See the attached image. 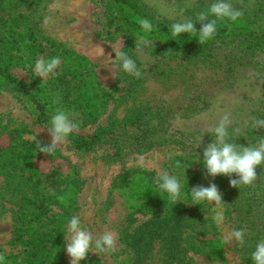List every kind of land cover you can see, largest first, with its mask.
<instances>
[{"label":"trees","instance_id":"16d2710c","mask_svg":"<svg viewBox=\"0 0 264 264\" xmlns=\"http://www.w3.org/2000/svg\"><path fill=\"white\" fill-rule=\"evenodd\" d=\"M102 1L101 33L96 31L95 36L108 43L121 39L119 51L134 59L142 72L137 79L115 61L109 91L98 81L91 61L41 32L28 13L39 0H0V91L20 101L32 123L48 129L52 117L64 111L77 129L85 128L107 114L110 104L129 103L121 121L107 114L91 134L73 131L66 142L77 154L91 152L104 142L110 148L107 156L115 159L170 146L204 166L203 151L215 140L208 128L214 126L216 110L225 104L236 109L234 101L248 95L245 111L240 112L250 115V122L264 119V61L258 58L264 52V0H253L251 7L230 0L242 17L236 22L218 21L217 35L202 45L197 34L172 37L169 26L191 19L199 32L202 25L195 22L196 16L215 0L177 1L174 9L171 6L177 19L160 16L143 0ZM138 17L153 25L147 34L151 43L141 51L135 50L137 35H145ZM41 57H59L55 75L37 78L34 65ZM15 68L25 72L28 83L13 75ZM226 98H232L233 105L223 103ZM233 119L229 138L238 146L247 147L264 137V127L254 130L249 123L237 129ZM28 134L24 126L0 118V196L5 198L0 200V210L8 199L18 203L7 242L18 249L4 252L0 247V254L6 257L4 264H61L62 237L80 189L78 170L66 161L63 169L53 164L62 156L57 151L49 156L39 153L38 141L46 143L26 138ZM38 161L46 162V169L39 168ZM170 164L171 173L181 182V199L175 206L159 191L155 176L143 169L122 170L110 184L103 206L108 209L118 202L120 241L132 253L129 264H190L196 255L224 264L221 244L205 218L206 203L191 204L190 190L207 186L190 170L186 157ZM256 172L257 180L250 187H231L235 174L213 178L227 220L234 230L245 231V243L234 245L237 264H254L251 254L264 240V164ZM80 264L110 263L88 254Z\"/></svg>","mask_w":264,"mask_h":264},{"label":"rangeland","instance_id":"374dc122","mask_svg":"<svg viewBox=\"0 0 264 264\" xmlns=\"http://www.w3.org/2000/svg\"><path fill=\"white\" fill-rule=\"evenodd\" d=\"M147 5L151 6L160 16L164 18H178L174 17L177 11L174 10V5H177V1L180 0H143ZM234 2H241L244 6L251 7L253 0H232ZM102 0H39L38 6L28 11L29 14L35 19L37 26L41 32L61 42L65 47H68L85 56L95 66L96 77L105 91L110 90L111 81L113 78V72L115 69V50H119L122 40L116 39L113 43L104 42L99 40L95 36V32L101 33V25L103 21L102 15ZM171 6L173 9H171ZM167 11V15L161 13ZM48 18L49 23L45 26L44 21ZM261 61H264V52L258 55ZM13 75H15L21 81L28 83V79L25 72L21 69H12ZM39 79H44L37 76ZM248 95L245 99H236L234 101V108L228 104H225L224 109L216 110L213 113L211 123L215 126L221 116L226 112L231 114V121L233 124L235 116L237 129L242 128L250 123L251 116L246 115L244 110V102H248ZM224 100V101H223ZM223 103L227 102L233 105L231 99H223ZM130 106L129 103H123L117 107H112V104L107 107V114H110V118L115 122L121 121L125 115L126 110ZM240 106V107H238ZM231 109V110H229ZM240 109L243 111L240 112ZM234 113V114H232ZM107 114L102 115L93 125L85 128H79L74 130L75 133L80 135H89L95 128L102 126L106 121ZM0 118L3 121L10 120L13 125L24 126L29 134L26 138H36L43 141L46 144L51 143V137L47 129L38 126L31 121V117L28 114L25 106L14 97H12L6 91H0ZM61 156L62 160L55 161L53 164L60 166L63 169L66 162L73 164L79 174L80 189L75 197L74 210L71 217L78 215L81 218L82 227L91 231L94 237L102 235L105 231L112 232L116 237V251L110 253H96L90 251V255H98L107 259L110 264H129L132 261V253L124 247L120 241L119 224L120 210L118 202H113V205L108 209L103 206L104 201L107 198L110 184L114 177L122 170L143 169L154 176L157 172H168L173 175L172 165L170 162L177 157H186L189 162L190 170L196 173L197 179L203 182L206 186L212 184L213 177L207 175V170L204 166L200 165L198 161L187 158V156L180 150L170 147L162 146L151 149L145 153H128L119 158H113L107 156L110 153V148L106 143L102 142L101 145L95 148L93 151L85 154H77L71 148V146L65 142L62 146L56 150ZM141 161L143 162L141 164ZM39 168L46 169L47 163L44 161H38L36 163ZM0 177V183H1ZM219 189V188H218ZM220 191V189H219ZM221 193V191H220ZM222 194V193H221ZM0 200L3 201L0 196ZM223 200V198H222ZM3 209L0 210V247L4 252H15L17 246L9 247L7 242L11 238L12 229L14 226V217L18 203L15 199H8L2 203ZM215 206V202L213 205ZM225 221L223 227L227 230H234L233 226L229 223L224 212ZM212 208L206 203L205 218L208 223L213 227L215 237L219 240L221 248L224 253V264H237L234 245L235 241L230 245H224L222 243V231L218 228L212 220ZM67 235V229L65 230L62 240V262L61 264H69L70 257L67 255L65 244V236ZM154 264V262H152ZM190 264H222L218 261L208 260L203 255H196L192 257Z\"/></svg>","mask_w":264,"mask_h":264},{"label":"clouds","instance_id":"9594fccd","mask_svg":"<svg viewBox=\"0 0 264 264\" xmlns=\"http://www.w3.org/2000/svg\"><path fill=\"white\" fill-rule=\"evenodd\" d=\"M162 15H167L164 11ZM182 15V13H180ZM243 15L242 11L236 9L230 0H215L206 10L201 11L196 16V21L200 22L202 27L197 32L194 22L191 19L177 20L169 28L172 37H180L183 33L197 34L200 45L205 44L217 35L218 21L236 22ZM210 17H213L210 19ZM207 21V22H206ZM145 35H137L135 40V50L141 51L143 47L150 45L147 34L153 31L152 23L146 18H137L136 21ZM206 22V23H205ZM49 23L45 19V26ZM115 52V61H117L125 73L137 79L141 78L142 72L137 67L136 61L129 57L127 53L113 49ZM59 57L50 59L38 58L35 61L34 72L36 76L47 78L49 75H55L56 69L60 66ZM231 114L225 113L215 126L209 127L208 132L214 134L215 140L208 144L203 151V164L207 170V175L215 178L223 175L231 177L236 175V179H230V186L233 188L250 187L257 180L256 169L264 164V137H260L255 144L247 147L237 145L230 140L228 128L231 125ZM51 127L48 128L51 137L50 144L37 143L39 153L46 155L54 154L57 148L62 146L67 138L78 128L69 115L64 111H58L50 121ZM250 126L256 130L264 127V119H253ZM143 162L141 161V164ZM177 167H180L177 163ZM160 192L166 193L168 200L175 206L181 199V182L175 175L168 172H157L153 181ZM191 204L201 205L207 203L212 208V220L222 231V243L230 245L234 241L243 245L245 243V231L227 230L223 227L225 216L223 213L222 194L215 183L207 187L195 186L190 190ZM62 199V198H61ZM215 202V206L213 205ZM67 255L70 257L69 264H80V261L87 258L90 251L96 253H110L116 251V237L110 231H105L102 235L94 237L91 231L82 227L81 218L78 215L71 217L67 224V235L65 236ZM6 257L0 254V264H4ZM254 264H264V240L259 241L255 250L251 254Z\"/></svg>","mask_w":264,"mask_h":264}]
</instances>
